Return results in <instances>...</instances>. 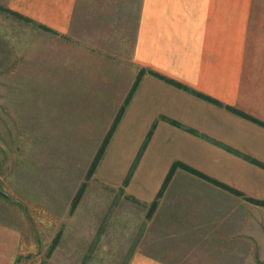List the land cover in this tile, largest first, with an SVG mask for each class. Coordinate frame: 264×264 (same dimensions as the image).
<instances>
[{
    "label": "crops",
    "instance_id": "0c3cea01",
    "mask_svg": "<svg viewBox=\"0 0 264 264\" xmlns=\"http://www.w3.org/2000/svg\"><path fill=\"white\" fill-rule=\"evenodd\" d=\"M136 2L131 59L98 74L125 92L142 75L94 172L156 202L152 236L129 264H264V0ZM77 3L10 0L64 36ZM19 250V231L0 223V264H15Z\"/></svg>",
    "mask_w": 264,
    "mask_h": 264
},
{
    "label": "rangeland",
    "instance_id": "374dc122",
    "mask_svg": "<svg viewBox=\"0 0 264 264\" xmlns=\"http://www.w3.org/2000/svg\"><path fill=\"white\" fill-rule=\"evenodd\" d=\"M136 6L78 0L64 36L0 0V223L20 233L15 264H129L152 236L155 205L92 173L141 76L125 92L98 74L131 59Z\"/></svg>",
    "mask_w": 264,
    "mask_h": 264
},
{
    "label": "trees",
    "instance_id": "16d2710c",
    "mask_svg": "<svg viewBox=\"0 0 264 264\" xmlns=\"http://www.w3.org/2000/svg\"><path fill=\"white\" fill-rule=\"evenodd\" d=\"M155 74H156L157 76L162 77V78L165 79L167 82H169V83H171V84H173V85H175V86H177V87L184 88V89H189L187 86L183 85L182 83H180V82H178V81H175V80H173V79L167 78V77H165V76H161V75L158 74V73H155ZM141 75H142V74H141ZM193 92H194L195 94H197L198 96L202 97V98L208 99V100H210V101L217 102V101H215L214 99H212V98H210V97H208V96H206V95H204V94H202V93H199V92H196V91H193ZM124 108H125V107H124ZM124 108H123V110H124ZM123 110L121 111L120 115L118 116V119H116V122H115L114 126L112 127V130H111L110 134H109L108 137L106 138V144L104 145V147L102 148V150L98 153V155H97V157H96V159H95V161H94L93 168H92V173H93V171H95V169L97 168V166L99 165L101 159H102L103 156H104L106 146H107V144L109 143V141H110V139H111V137H112V135H113V133H114V131H115V129H116V126H117V124H118V122H119V120H120V118H121V116H122V114H123ZM132 171H133V169L130 171V174H129L128 178L126 179L124 185L127 184V182L129 181V178H130V176H131V174H132ZM153 205H155V202L153 203Z\"/></svg>",
    "mask_w": 264,
    "mask_h": 264
},
{
    "label": "water",
    "instance_id": "95a60500",
    "mask_svg": "<svg viewBox=\"0 0 264 264\" xmlns=\"http://www.w3.org/2000/svg\"><path fill=\"white\" fill-rule=\"evenodd\" d=\"M0 195H5V194L0 190Z\"/></svg>",
    "mask_w": 264,
    "mask_h": 264
}]
</instances>
